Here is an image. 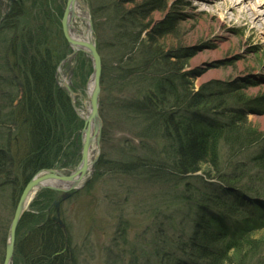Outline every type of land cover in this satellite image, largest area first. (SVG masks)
<instances>
[{"label": "rangeland", "instance_id": "obj_1", "mask_svg": "<svg viewBox=\"0 0 264 264\" xmlns=\"http://www.w3.org/2000/svg\"><path fill=\"white\" fill-rule=\"evenodd\" d=\"M22 1L26 24L18 31H10L2 28L10 3L8 0H0V103L4 107L7 105L4 102L10 98L9 88L15 81L9 65L12 67L15 64L16 71L23 70L21 57L16 58L12 52L13 39L14 44L18 35L22 36L18 42L31 35L38 40V34L31 32L36 30L38 24L43 27L47 23L51 28V17L56 29H50L51 43L48 46L58 50V85H62L63 80L69 82L76 93V108L87 114L92 64L90 58L82 52L77 53L73 60H68L73 51L61 30L68 0ZM210 1L166 0V11H156L151 15L154 23L147 33L169 19H174L175 28L166 38V43H176L191 55L187 54L183 62L186 90L212 93L214 98L218 96L217 102L227 94L231 96L232 87L239 91V95L242 94L243 103L238 102L237 96H231L225 98L224 104L233 113L245 112L247 125L257 130L259 139L252 142L253 138L246 136L248 131L242 130V138L249 141L242 151L238 150L237 140L221 142L220 168L232 173L236 165L252 167L251 160L264 151V104L257 105L264 98V49L258 47L264 43V39L253 34L238 19L223 18L221 12L215 10L217 8H209L212 4ZM105 2H85L91 14L92 10L96 12L94 29L102 61L101 154L80 189L70 193L64 201H61L62 196L58 192L52 191L54 195H50L44 194L43 191L47 190H42L25 214L42 218L40 210H47L48 217L65 232L70 243L68 250L72 264H176L179 259L186 262L188 260L181 255L179 246L187 243L193 233L194 222L197 220L194 202L202 197L205 187L213 186L216 189L218 181H210L204 174H198L200 176L196 178L197 175L182 178L165 171L164 165L169 166L177 159L171 144L160 136L149 137L147 121L125 110L124 107L128 108L135 102L130 100L144 95L147 82L140 75L128 81V77L122 80L117 76V61L121 55L111 42L114 36L111 21L119 17L115 16L117 12L113 16L112 12L106 15L104 11H99ZM74 27L78 36H86L85 24L77 23ZM135 55L142 56L143 52L136 50ZM1 91H6L3 92L4 97ZM237 92L233 94L237 95ZM70 102L75 113L76 127L72 134L67 135L62 155L53 168L65 174L74 171L81 162V131L84 126L71 99ZM6 111H3L4 116ZM4 121L5 118L0 119L1 146L7 144L10 130L9 123ZM15 130V127H11V134H16ZM14 143L12 140L10 149L15 157L17 149ZM233 147L235 152L229 151ZM251 170L252 174L264 179V172L257 173L255 168ZM28 174L25 172L24 177H29ZM14 178V175L0 178V264L4 263L8 231L16 206L27 185L21 191L12 184ZM249 178L250 175L243 184L248 185ZM55 202H60L59 215ZM18 229L12 264H24L16 254L17 236L22 233H18ZM263 263L264 246L259 256H255L248 264Z\"/></svg>", "mask_w": 264, "mask_h": 264}, {"label": "trees", "instance_id": "obj_2", "mask_svg": "<svg viewBox=\"0 0 264 264\" xmlns=\"http://www.w3.org/2000/svg\"><path fill=\"white\" fill-rule=\"evenodd\" d=\"M8 1L10 7L2 28L18 31L26 24L25 6L22 0ZM102 7L99 11L106 15L112 12L113 16L117 12L115 16L119 17L113 21L116 24L111 21V42L121 55L117 76L122 80L128 77V81L140 75L147 82L144 95L130 100L135 102L125 110L146 120L147 135L168 141L177 156L170 167L164 165L165 171L182 178L200 172L218 181L216 189L205 187L202 197L194 202L197 220L193 233L187 243L179 246L188 261L179 259L176 264H248L264 246V179L251 170L264 172V151L251 160L252 167L236 165L232 173L220 168L219 156L222 141L237 140L238 150H243L249 141L242 138L241 131H248L246 136L254 142L259 139L257 130L247 125L245 112L230 111L224 98L217 102L218 96L214 98L212 93L186 90L183 62L187 54L191 55L176 43H166L174 31V19L147 33L154 23L151 15L165 12L166 0H106ZM92 15L96 25L94 10ZM49 22L55 28L51 17ZM51 28L47 23L43 27L38 24L31 32L38 34V40L31 35L18 42L22 38L18 35L14 44L13 39L12 52L22 58L26 74L16 71L15 64L9 65L15 81L9 88L10 98L4 102L7 105L0 103V119L5 118L3 123L8 122V128L15 127L17 132L11 134L9 130L7 144L0 145V178L14 175L12 184L21 191L37 172L54 168L67 135L76 127L70 97L57 82L59 54L57 48L48 46ZM136 50L143 55L136 57ZM230 92L239 98L238 102H244L236 88ZM261 103L264 98L257 105ZM12 140L16 142L15 157L10 149ZM229 151L235 152V147ZM25 172L30 176L24 177ZM249 175L248 185L243 184ZM43 192L54 195L49 190ZM40 211L42 218L24 215L18 227V233H22L17 236L16 254L24 264H72L64 230L48 217L45 208Z\"/></svg>", "mask_w": 264, "mask_h": 264}, {"label": "water", "instance_id": "obj_3", "mask_svg": "<svg viewBox=\"0 0 264 264\" xmlns=\"http://www.w3.org/2000/svg\"><path fill=\"white\" fill-rule=\"evenodd\" d=\"M81 4V0H68L61 21L62 31L64 37L68 42L69 47L72 49L73 53L69 56V59H72L76 56L78 52H83L88 55L91 61L93 62V72L89 79V106L88 113H79L78 109L75 106L74 100L76 94L69 82H63V89L69 94L72 101L73 107L77 115L83 120L84 127L81 131L82 135V150H81V162L79 166L72 171L69 178L62 175L61 172L56 169H45L37 173L26 185L22 195L19 199V202L16 206L14 218L11 222L9 231H8V240L6 243L5 249V259L3 264H12L15 254V240H16V231L21 222L24 214L28 210L32 201L35 199L36 194L42 190H51L55 192L62 193L61 201H64L70 196V192L78 190L79 184L84 179V176L87 172H91L95 163L97 162L99 155H95L91 158L90 149L95 147L96 151L100 149L101 137H102V119L100 117L99 106L101 99V78H102V61L99 54L98 48L96 46V37L94 35V29L92 26V18L90 15L89 6H85V10L88 13L87 23L89 24V30L87 37L84 39H73L71 38L70 31L73 30L71 24L73 23V18L76 16L72 10V7L76 4ZM89 159V160H88ZM77 178V179H75ZM62 181L66 183L73 182L72 185H68L67 188L61 187L58 185L57 181ZM64 184V183H62ZM60 201V202H61ZM60 202H55L54 206L59 215ZM61 224V223H60Z\"/></svg>", "mask_w": 264, "mask_h": 264}, {"label": "bare ground", "instance_id": "obj_4", "mask_svg": "<svg viewBox=\"0 0 264 264\" xmlns=\"http://www.w3.org/2000/svg\"><path fill=\"white\" fill-rule=\"evenodd\" d=\"M210 2H212V4L209 8H212V7L217 8L215 10L220 11L223 18H225L227 20H231L234 18L238 19V22L243 24L245 27L250 28L253 34L258 35V37H261L262 39H264V0H258V1H256V0H211ZM72 10L74 12V15H76V16L73 18V21H72L73 23L71 24V26L73 27V30L70 31L71 38L77 39V40L78 39L79 40L84 39L87 37V33L89 30V27H88L89 24L87 23V19L89 17H88V13L85 10V5L83 3H81V4L76 3L72 7ZM77 23H83L86 25L87 31H86L85 37L81 38L80 36L77 35V33H76L77 30L74 27V25H76ZM92 26L94 29V27H95L94 21H92ZM61 30H62V24H61ZM63 35H64V33H63ZM94 35H95V29H94ZM64 39H65V37H64ZM65 41H66V39H65ZM66 43L68 44L67 41H66ZM96 46L98 48V40L97 39H96ZM258 47L260 50L264 49V43L260 44V46L258 45ZM68 60L70 61L73 59H68ZM90 61H91V59H90ZM91 64L93 66L92 61H91ZM56 72L58 73V71H56ZM63 82H67V81L63 80ZM63 82H62V85H63ZM90 87H91V84H90ZM74 94H76V93L74 92ZM225 98H226V96H225ZM78 112L81 113L79 110H78ZM100 117L102 118V115H100ZM80 119H82L81 116H80ZM83 124H84V122H83ZM102 133H103V119H102ZM93 147H94V145H93ZM93 147H91V149H90L91 157H93L95 155H100L101 154L100 149H99V151H96V149ZM90 160L91 161H89V162L93 161L92 158H90ZM57 171L61 172L62 175L67 177V178H69L72 174V173L65 174V172H62L61 170H57ZM88 173L89 172L86 173V175L84 176V179L87 178ZM198 174H203V173L199 172L197 174H194L193 176L197 175V176H195V178H196V177L200 176ZM75 179H77V178H75ZM84 179L81 181V183L84 181ZM209 180L212 181L214 179L209 178ZM57 183L60 186L62 185L61 187H64V188H67L68 185L70 186L73 184V182L66 183V182H62V181H57ZM62 183H64V184H62ZM80 184H79V186H80ZM39 192L36 194L35 198L37 197Z\"/></svg>", "mask_w": 264, "mask_h": 264}]
</instances>
